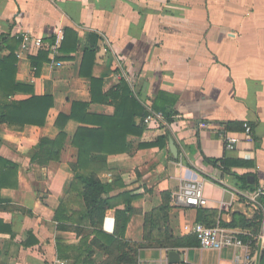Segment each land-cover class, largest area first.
<instances>
[{
    "label": "crops",
    "instance_id": "crops-1",
    "mask_svg": "<svg viewBox=\"0 0 264 264\" xmlns=\"http://www.w3.org/2000/svg\"><path fill=\"white\" fill-rule=\"evenodd\" d=\"M22 33L41 38L43 46L18 57ZM91 33L101 37L94 62L84 57ZM13 47L17 62L11 76L32 90L16 91L10 100L52 96L54 106L43 126L15 130L0 124V157L17 167L11 171L0 162V264H101L107 259L95 247L88 258L94 233L85 238L59 224L70 225L71 213L83 207L72 187V164L78 162L72 140L83 124L66 118L74 102L90 103L89 114L115 113L111 104L91 102V78L102 80V94L116 88L125 79L118 59L146 108L148 102L155 114H163L175 103L179 116L168 126L173 138L167 147L109 155L99 175L113 185L111 196L119 197L103 231L113 234L115 211L125 208L124 192L136 196L137 213L125 233L129 241H143L146 215L166 200L177 237L194 234L196 222L230 228L226 225L235 213L254 218L258 210L245 196L264 184V0H0V58ZM40 51L48 52V59L37 67L32 59ZM145 118L143 135L128 137L135 148L166 131L165 123H145ZM231 122L250 123L253 140L244 130L231 129ZM228 135L240 139L234 150L226 148ZM57 138V146L40 153L42 140ZM224 160L242 164L224 166ZM198 179H204L207 205L176 203L181 184ZM176 251L184 258L179 264H245L243 253L233 249L198 245ZM168 253L141 249L139 264H170ZM246 264H264V246L255 242Z\"/></svg>",
    "mask_w": 264,
    "mask_h": 264
},
{
    "label": "trees",
    "instance_id": "trees-1",
    "mask_svg": "<svg viewBox=\"0 0 264 264\" xmlns=\"http://www.w3.org/2000/svg\"><path fill=\"white\" fill-rule=\"evenodd\" d=\"M101 37L91 33L88 38V45L85 51V59L93 58L95 61L98 50V42ZM20 42V41H19ZM17 42V43H19ZM19 45V44H18ZM48 52L40 51L37 57L32 59L37 67L47 60ZM16 47L11 48L9 56L0 58V124H7L15 130H22L26 125L43 126L46 122L49 110L54 106L52 96L32 95L25 100H10L16 91H29L31 88L15 82L16 72ZM92 103H108L115 107V113L109 115L89 114L90 103L74 102L72 114L66 119L80 121L81 126L73 137L72 143L78 150V162L72 164L75 179L72 187L79 192L83 201L82 210L71 213V224L61 222L59 228L62 230H74L79 236L89 237L92 233L96 236L91 240L87 250L88 258L93 256L95 248L103 251L107 259L101 264H139V252L145 248H165L169 251L197 247L199 241L195 234L177 237L169 225L170 202L166 200L159 208L146 215V233L143 241H129L125 238L127 225L137 210L132 206L136 197L129 192L121 194L125 202L124 209L115 211V230L113 234L103 231V223L107 212L115 208L117 197L111 196L113 185L104 182L100 178V172L107 169L109 155L119 153H132L136 149L150 147L165 148L172 132L168 128L179 116L174 109L175 103L169 105V109L162 115L167 123L163 128L166 131L155 140L142 142L135 148L134 144L128 141L129 135L141 136L146 131L144 118L148 110L144 103L137 97L129 83L123 78L121 83L105 94L101 93L102 80L91 78ZM163 94L161 93V96ZM64 118V117H63ZM60 125V122L58 123ZM231 129L243 131L244 123L231 122ZM63 138L64 136L61 135ZM61 138L54 141L47 139L41 142V154L47 146L58 144ZM39 153V154H40ZM0 162L10 170L16 169V165L0 157ZM224 166L241 165L242 162L234 160L222 161ZM79 186V187H78ZM166 196V195H165ZM11 208L15 206L11 205ZM20 209V208H16ZM58 221L61 220L57 217ZM202 223V222H201ZM214 226L211 223L205 224ZM226 226L234 229L249 230L258 234L261 227H264L263 216L258 211L254 218H247L242 213H235L233 220ZM257 236V235H256ZM245 241L252 239V248H255L256 240L250 236H243ZM91 264V263H90Z\"/></svg>",
    "mask_w": 264,
    "mask_h": 264
},
{
    "label": "built area",
    "instance_id": "built-area-1",
    "mask_svg": "<svg viewBox=\"0 0 264 264\" xmlns=\"http://www.w3.org/2000/svg\"><path fill=\"white\" fill-rule=\"evenodd\" d=\"M20 39V52H18V57H20L23 52L29 50L32 46L41 48L43 46V41L41 38L34 37L29 33H22L17 37ZM116 67L120 68L123 72V76L130 84L131 88H134L133 78L128 72L124 70L123 63L120 59L116 62ZM148 103V102H147ZM148 115L145 118V123H150L151 121L165 122L162 114H155L150 108L149 103L147 104ZM244 134L247 136L249 141L253 140V126L245 122L244 123ZM240 139L236 135H228L225 139V145L228 150H234ZM204 179L198 180H185L179 191H177L173 199L178 204H185L192 207H200L207 205L208 199L204 193ZM248 204L256 208L261 212L263 216L264 224V184L259 186L257 190L250 195L245 196ZM193 233L196 235L199 246L202 249L213 250L221 252L225 249H233L235 253L242 252L244 256L245 264L250 261V250L252 248V239L245 241L243 233L240 230L226 228L220 224L216 226H207L204 223L196 222L192 227ZM256 240V245L263 247L264 246V229L262 232L254 238Z\"/></svg>",
    "mask_w": 264,
    "mask_h": 264
},
{
    "label": "water",
    "instance_id": "water-1",
    "mask_svg": "<svg viewBox=\"0 0 264 264\" xmlns=\"http://www.w3.org/2000/svg\"><path fill=\"white\" fill-rule=\"evenodd\" d=\"M170 146H171V150H172L173 154L177 157L178 156V150H177V146L175 145V142L173 139L170 141ZM168 257H169V263L170 264H179V263L183 262V260H184L183 255L181 253L177 252L176 250L169 251Z\"/></svg>",
    "mask_w": 264,
    "mask_h": 264
},
{
    "label": "rangeland",
    "instance_id": "rangeland-1",
    "mask_svg": "<svg viewBox=\"0 0 264 264\" xmlns=\"http://www.w3.org/2000/svg\"><path fill=\"white\" fill-rule=\"evenodd\" d=\"M226 257V256H225Z\"/></svg>",
    "mask_w": 264,
    "mask_h": 264
}]
</instances>
